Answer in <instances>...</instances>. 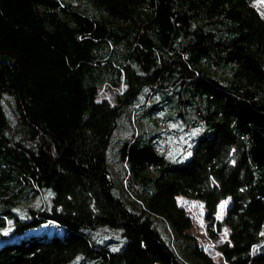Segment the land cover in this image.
Returning <instances> with one entry per match:
<instances>
[{"label":"trees","instance_id":"obj_1","mask_svg":"<svg viewBox=\"0 0 264 264\" xmlns=\"http://www.w3.org/2000/svg\"><path fill=\"white\" fill-rule=\"evenodd\" d=\"M256 1L0 0V264H264Z\"/></svg>","mask_w":264,"mask_h":264},{"label":"rangeland","instance_id":"obj_2","mask_svg":"<svg viewBox=\"0 0 264 264\" xmlns=\"http://www.w3.org/2000/svg\"><path fill=\"white\" fill-rule=\"evenodd\" d=\"M255 4L264 13V0H257ZM122 88H123L122 85H119L117 87H109L106 85L101 88L99 97L100 98L106 97L111 101H116L117 94L121 92ZM174 126L178 127V124H170L169 127H174ZM122 133L128 134L129 130L123 128ZM164 135L165 137L161 141V144H163L165 148H168V150H171L173 155L182 154L184 152V148L182 147L181 143L176 139V137L171 136L169 133H165V132ZM199 139L200 138H198L197 140ZM194 143L195 142H193L191 145H194ZM191 153H192V148L189 149V155ZM177 200L178 203L186 209L187 213L190 215V217L193 220V227L190 230H188V233L192 236V241L197 242L199 247L211 257V259L214 261L215 264H228L225 261L219 246L222 242H225L229 239L230 227L226 224H223L222 229L219 230L217 225L215 224L214 231L216 232V235L215 236L211 235L210 233L211 220H208L206 217V209L204 203L197 199L189 198L186 196H178ZM229 204H230V199H226L223 202H221L218 208V212L216 214L217 220L223 221V218L225 217L226 210ZM55 227L56 225H54L53 232L54 231H56V233L57 231L63 232V228L58 227V229H55ZM109 233L116 235V232L114 231H110Z\"/></svg>","mask_w":264,"mask_h":264}]
</instances>
